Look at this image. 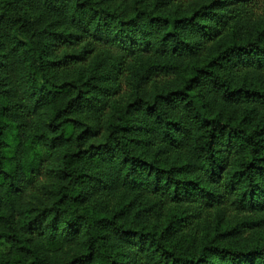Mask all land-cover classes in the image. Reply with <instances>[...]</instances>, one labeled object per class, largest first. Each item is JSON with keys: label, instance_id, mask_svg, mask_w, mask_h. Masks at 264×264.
Masks as SVG:
<instances>
[{"label": "trees", "instance_id": "obj_1", "mask_svg": "<svg viewBox=\"0 0 264 264\" xmlns=\"http://www.w3.org/2000/svg\"><path fill=\"white\" fill-rule=\"evenodd\" d=\"M0 264H264V0H0Z\"/></svg>", "mask_w": 264, "mask_h": 264}, {"label": "rangeland", "instance_id": "obj_2", "mask_svg": "<svg viewBox=\"0 0 264 264\" xmlns=\"http://www.w3.org/2000/svg\"><path fill=\"white\" fill-rule=\"evenodd\" d=\"M5 249V246L2 244L0 245V252H2Z\"/></svg>", "mask_w": 264, "mask_h": 264}]
</instances>
